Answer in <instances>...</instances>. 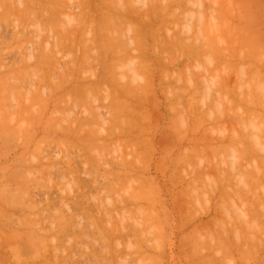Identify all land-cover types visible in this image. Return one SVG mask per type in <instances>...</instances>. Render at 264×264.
Instances as JSON below:
<instances>
[{
  "label": "rangeland",
  "instance_id": "1",
  "mask_svg": "<svg viewBox=\"0 0 264 264\" xmlns=\"http://www.w3.org/2000/svg\"><path fill=\"white\" fill-rule=\"evenodd\" d=\"M102 1L0 0V264H264V0Z\"/></svg>",
  "mask_w": 264,
  "mask_h": 264
},
{
  "label": "bare ground",
  "instance_id": "2",
  "mask_svg": "<svg viewBox=\"0 0 264 264\" xmlns=\"http://www.w3.org/2000/svg\"><path fill=\"white\" fill-rule=\"evenodd\" d=\"M29 1H31V0H29ZM52 1H53V0H52ZM133 1H135V0H103V1H102V2L105 3L104 6H111V9H109V7H108L109 11H103L102 15L98 14V16H101V17H102V18H101V17H100V18H97V19H99V20L101 19L100 22H99L98 20H96V23L99 25V29H97L98 32H99V30H100V32H99V39H100V40H99L98 42H99L100 44H102V47H105V48H104V52H105V53H106V51H108V50L105 51V49H106V45H105L106 43H104V40H105V39H107V41H110V42H115V41L118 40L119 38L121 39L120 35H121V33H123L126 29H127V30H130V31H135V28H134V26H135L134 23H135V22L133 23V22L131 21V22L133 23V24H131V22H130V19H131V18H129V21H128V20L126 21V18H127L128 16H126L125 19H124V17H123V16L126 15V14H125L126 12H127L128 14H131V13H141V14L144 13V14H146V13L148 12L147 10H149V13H150V10H151L152 8H149V7H152V5L149 6V7L147 6L149 9L146 8L147 10H145V11H139V10H138L139 8H135V7H134V5H136V4H137L138 7H139V4H138L139 2H137L138 0H136L137 3H134V5H133ZM57 2H58V1H57ZM80 2H81V1H80ZM140 2H141V1H140ZM31 4H32V2H31ZM99 4H102V3H100V1H99ZM26 5H28V4H26ZM44 5H45V4H44ZM79 5H80V3H79ZM88 5H89V4H88ZM102 5H103V4H102ZM102 5H101V6L99 5V6L102 7ZM137 5H136V7H137ZM31 6H33V5H31ZM100 7L97 6L96 8H100ZM24 8H25V7H24ZM102 8H103V7H102ZM104 8H105V7H104ZM140 8H141V7H140ZM155 8H156V7H155ZM157 8H158V10H160L159 7H157ZM162 8H163V7H162ZM27 9H29V8H27ZM53 9H54V8H53ZM53 9H52V11H53ZM105 9H106V8H105ZM29 10H30V9H29ZM55 10H56V9H55ZM106 10H107V9H106ZM110 10H111V11H110ZM142 10H143V9H142ZM156 10H157V9H155V12H157ZM164 10H166V8H165ZM56 11H57V10H56ZM58 11H60V12H58ZM58 11L56 12L57 14H55L57 17H58L59 14L62 15V14L64 13L63 11H62L63 13H61V10H58ZM152 11H154V8H153ZM99 13H101V12H99ZM149 13H148V14H149ZM152 13H153V12H152ZM148 14H147V15H148ZM87 15H88V14H87ZM149 15H150V14H149ZM153 15H154V14H153ZM52 16H53V14H51V17H50V18H54V16H53V17H52ZM83 16H84V15H83ZM130 16H131V15H130ZM134 16H135V15H134ZM131 17H133V16H131ZM62 18H63V17H62ZM66 18H67V17H66ZM66 18H65V21H66ZM83 18H86V17H83ZM55 19H56V18H55ZM57 19H58V18H57ZM89 19H91V17H90ZM127 19H128V18H127ZM132 19H133V18H132ZM138 19H139V18H138ZM143 19L145 20V19H146V16L143 17ZM143 19L141 20L142 23H143ZM58 20H59V19H58ZM72 21H73V19L70 21V23H71ZM133 21H134V19H133ZM139 21H140V20H139ZM56 22H57V20L55 21V23H56ZM66 22H67V21H66ZM68 22H69V20H68ZM68 22H67V23H68ZM98 22H99V23H98ZM49 23H50V21H49ZM49 23H48V24H49ZM83 23H84V22H83ZM140 23H141V22H139V26H140ZM57 24H58V23H57ZM72 24H73V23H72ZM93 24H94V23H93ZM93 24H92V25H93ZM97 24H96L95 28L98 27ZM145 24H146V23H145ZM49 25L51 26V24H49ZM49 25H48V26H49ZM73 25H74V24H73ZM86 25H88V24L86 23ZM90 25H91V24H90ZM90 25H88L87 27H89ZM94 25H95V24H94ZM131 25H132V26H131ZM82 26H83V25H82ZM84 26H85V25H84ZM136 26H137V25H136ZM136 26H135V27H136ZM79 27H80V26H79ZM85 27H86V26H85ZM85 27H83V30H79V31H78V33L80 32L81 36H83V35L85 34V33H84V34L82 35L84 29H86ZM56 28H57V27H56ZM80 28H82V27H80ZM50 29H52V28H50ZM68 29H69V30H67V31L65 30V31H63V32H61V33H64V32H65V33H64L65 35H66V33H68V31H69V32L72 31V32L74 33V32H75L74 29H77L76 24L74 25L73 30H72L71 28H68ZM70 29H71V31H70ZM78 29H79V28H78ZM136 30H137V31H135V32L139 35L138 31H140V30H139L138 28H136ZM72 32H71V33H72ZM76 32H77V31H76ZM81 32H82V33H81ZM127 32H129V31H127ZM61 33H60L61 36H59V37H61V40H62V34H61ZM71 33H70V34H71ZM95 33H96V32H95ZM95 33H94V34H95ZM136 33H133V32H132V35H133V34L136 35ZM72 35H73V34H72ZM127 35H128V34H127ZM138 35H137V36H138ZM81 36H80V37H81ZM96 36L98 37V35H96ZM129 36H130V35H129ZM133 36H134V35H133ZM133 36H132V37H133ZM80 37H79V38H80ZM63 38H64V37H63ZM75 38H76V37H75ZM90 38H91V37H90ZM90 38H89V37H87V39L84 38V39H85V42H86V40L89 42L88 39H90ZM124 38H125V37H124ZM126 38H127V36H126ZM136 38H137V37L134 36V39H136ZM169 38H170V37H169ZM59 39H60V38H59ZM59 39H58V41H60ZM67 39L69 40L68 37H67ZM82 39H83V38H82ZM97 39H98V38H97ZM97 39H94V41H95V40L97 41ZM128 39H130V38H128ZM128 39H126V40H128ZM171 39H172V38H171ZM56 40H57V39H56ZM90 40H91V39H90ZM121 40H123V38H122ZM121 40H120V41H121ZM126 40H125V42H126ZM136 40H137V39H136ZM166 40H168V39H166ZM166 40H165V41H166ZM169 40H170V39H169ZM169 40H168V41H169ZM80 41H82V40L80 39ZM92 41H93V40H92ZM130 41H131V40H130ZM78 42H79V41H78ZM127 42L129 43V41H127ZM166 42H167V41H166ZM172 42H173V43H176V41L174 42V40H172L171 43H169V45H173ZM55 43H56V42H55ZM70 43H71V42L69 41V44H70ZM73 43H75V42L73 41ZM81 43H84V41L81 42ZM108 43H109V42H108ZM84 44H85V43H84ZM84 44H81V47H80L81 50H82V47H84V46H82V45H84ZM129 44H131V43H129ZM133 44H134V43H133ZM131 45H132V44H131ZM69 46H71V45H69ZM88 46H89V48L91 49L92 44H91V45H88ZM118 46H119V44H118ZM118 46H117V45H116V46L114 45V47L117 48V49H118V48H119V49H120V48L124 49V51L126 52V55H127L128 52L130 53V49H132V47H130V48L128 47V48H129V49H128V48H126V47L123 48V46H122V47H118ZM135 46H136V45H135ZM173 46H174V45H173ZM94 47H97V46H94ZM155 47H156V46H155ZM169 47H170V46H169ZM85 48H86V47H85ZM87 48H88V47H87ZM87 48H86V49H87ZM92 48H93V46H92ZM137 48H138V46H137ZM44 49L46 50V47H45ZM86 49H85V50H86ZM90 49H87V51L90 50ZM93 49L98 50L97 48H93ZM173 49H174V48H173ZM180 49H181V48H180ZM183 49H184V48H183ZM50 50H51V49H50ZM96 50H95V51H96ZM132 50H133V49H132ZM132 50H131V51H132ZM83 51H84V49L81 51V53H83ZM118 51H119V52H124V51H122L121 49H120V50H116V52H117L116 55H111V57H112V56H117V54L119 53ZM43 52H45V51H43ZM53 52H54V51H53ZM108 52H109V51H108ZM112 52H113V51H111V53H112ZM51 53H52V52L48 53L49 56H50ZM194 53H195V52H194ZM52 54H53V53H52ZM52 54H51V56H52ZM54 54H55V53H54ZM107 54H108V53H107ZM114 54H115V52H114ZM130 54H131V53H130ZM45 55L47 56V54H45ZM80 55H81V54H80ZM101 55H102V54H101ZM101 55H100V57H101ZM132 55H133V51H132V54L130 55L131 58H132ZM49 56H47V57H49ZM83 56H85V55H82V57H83ZM94 56L96 57V54H95ZM120 56H121V55H120ZM135 56H136V55H135ZM135 56H133V57H135ZM139 56H140V55H139ZM42 57H43V56H42ZM47 57H46V59H48ZM80 57H81V56H80ZM97 57H98V55H97ZM97 57H96V59H97ZM100 57H99V58H100ZM103 57L105 58L106 56L102 55V58H103ZM121 57H122V56H121ZM123 57H124V55H123ZM43 58H45V57H43ZM49 58H50V57H49ZM83 58H84V57H83ZM112 58H113V57H112ZM116 58H117V57H116ZM136 58L139 59V57H136ZM113 59H115V57H114ZM113 59H111V60H113ZM117 59L120 60V59H119V54H118V58H117ZM122 59H123V58H122ZM124 59H125V60H124ZM124 59H123L124 62H122L121 64L123 65V63H125L124 65H127L128 67H127V68L125 67V68H124L125 70H124L123 68L120 67V66H122V65H120V64L118 65V63H120V62H118V61L115 60V61L118 62V63H117L116 65L113 64V65L111 66L112 69H116L115 67H116L117 65H118L120 68L117 66V70H116V71L113 70V71L116 72L114 75L118 74V75H116V76H119V75L121 76L122 74H120V73H121V72H120V69H122V70L125 72V73L123 72V75L126 76L125 78H127V79H126L127 82H130V81L133 82V80L137 79V81H136V84H137V82L140 81V77H141V79H143V77H145V75L142 76V74L140 73L139 75H141V76H139V80H138V78H137V77H138V68L141 70V68H142V63H136V62H135L138 66L141 65V67H140V66L138 67V66L135 65L134 63H133V64H134L135 66H134V67H131V66L129 65V63H128L130 58H129V57H124ZM140 59H141V58H140ZM140 59L138 60V62H142V59H141V60H140ZM133 60H134V58H133L131 61H133ZM135 60H136V59H135ZM44 61H45V60H44ZM80 61H81V63H83V62H82L83 59L80 60ZM85 61H86V60H85ZM127 61H128V62H127ZM87 62H89V60L86 61V64H87ZM111 63H112V62H110V63H108V64L110 65ZM126 63H127V64H126ZM108 64L106 65V67L108 66L107 69H108V71L110 72V70H112V69L109 68V65H108ZM124 65H123V66H124ZM106 67H105V69H106ZM107 69H106V70H107ZM109 69H110V70H109ZM126 70H127V71H126ZM140 70H139V71H140ZM104 71H105V70H104ZM104 71H103V72H104ZM108 71H107V73H108ZM117 71H118L119 73H117ZM129 71H130V72H129ZM140 72H141V71H140ZM62 73H64V72H62ZM104 73H105V76H106V72H104ZM112 73H113V72H112ZM112 73H111V74H112ZM102 75L104 76V74H102ZM123 75H122L123 78H122V77H121V78L123 79V82H124V79H125V78H124ZM120 76L117 77V78L114 77V79H115V78L117 79V80H115V81H119L118 79L120 78ZM110 77H111V76H110ZM108 79H109V77H108ZM126 80H125V82H126ZM121 81H122V80H121ZM103 82L106 83L105 81H103ZM118 83H119V82H118ZM120 86L122 87V85L119 83V85L117 86L118 90L120 89V88H119ZM114 87H115V86H114ZM114 87H113V88H114ZM124 87H128V86H124ZM129 87H130V86H129ZM129 87H128L127 92L129 91ZM87 88L89 89V87H85V89L88 91ZM85 89L82 88L83 91H85ZM123 89H124V88H123ZM125 90H126V89H125ZM87 91L83 92V95H84V96H85V95H88V94H87ZM119 91H122V90H119ZM134 91H135V89H134ZM127 92H126V93H127ZM130 92H131V91H130ZM132 92H133V88H132ZM132 92H131V93H132ZM137 92H138V91H137ZM167 92H168V91H167ZM88 93H89V92H88ZM126 93L124 92V95H125ZM80 94H81V93H80ZM83 95H82V96H83ZM122 95H123V93H121L119 96L121 97ZM124 95H123V96H124ZM120 97H119V98H120ZM133 97H134V96H133ZM124 101H125V99H124ZM121 102H122V103H121ZM121 102H120V104H123V103H124L123 101H121ZM125 105H126V104H125ZM125 105H124V106H125ZM131 105H132V104H131ZM125 107L128 108L127 106H125ZM125 107H124V108H125ZM124 108H123V109H124ZM128 109H130V108H128ZM125 112H126V110H125ZM73 207H74V206H73ZM64 219H65V218H64ZM61 221H62V220H61ZM61 221H60V223L62 224L63 221H62V222H61ZM60 223L58 222V223H56V224H57V225H60ZM64 224H65V223H63V225L61 226L62 229L65 228V227H64ZM54 225H55V224H54ZM68 225H71V224H68ZM58 227H59V226H58ZM61 227H60V228H61ZM62 229H60V230H62ZM65 229H66V228H65ZM52 252H53V251H52ZM51 255H52V254H51ZM53 256H54V255H53ZM54 257H55V256H54Z\"/></svg>",
  "mask_w": 264,
  "mask_h": 264
}]
</instances>
